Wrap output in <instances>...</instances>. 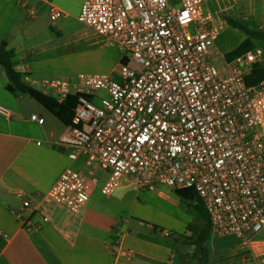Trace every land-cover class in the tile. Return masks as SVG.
I'll return each mask as SVG.
<instances>
[{
  "label": "built area",
  "instance_id": "built-area-1",
  "mask_svg": "<svg viewBox=\"0 0 264 264\" xmlns=\"http://www.w3.org/2000/svg\"><path fill=\"white\" fill-rule=\"evenodd\" d=\"M205 1L84 0L78 22L103 47L115 45L125 62L107 74L24 77L58 103L77 96L64 143L70 161L79 162L60 174L45 206L33 209L21 198L20 208L30 212L22 221L27 234L40 228L32 216L56 226L80 216L100 182L106 197L125 184L145 191L167 186L174 194L193 191L213 237L235 236L255 264L264 262V238H255L264 228V78L256 73L264 58L253 48L212 62L225 24L204 9ZM52 2L21 6L34 21L48 4L56 21L61 11ZM9 115L0 105V116Z\"/></svg>",
  "mask_w": 264,
  "mask_h": 264
},
{
  "label": "crops",
  "instance_id": "crops-1",
  "mask_svg": "<svg viewBox=\"0 0 264 264\" xmlns=\"http://www.w3.org/2000/svg\"><path fill=\"white\" fill-rule=\"evenodd\" d=\"M34 1L0 0V45L5 42L12 47L15 39L11 36L19 31L18 26L29 23L21 4ZM83 2L53 0L52 4L61 11L56 25L49 29L38 25L23 28L22 37L44 46L29 54L17 49L21 58L14 67L22 77L59 74L48 68L73 56V43L83 40L86 46L92 45L93 34L78 22ZM41 9H46L48 16L49 5L43 4ZM204 9L225 24L211 53V60L217 65L226 59V52L246 39V34L242 36L238 30L240 26L249 29L248 24H254V30L260 31L262 27L264 31V0H206ZM49 36L56 38L50 45ZM251 43L262 51L264 58V40L253 38ZM27 59L31 61L26 62ZM122 59L119 56L116 65ZM0 105L10 113L9 117L0 116V264L196 263L188 226L201 230L206 219L197 214L191 198L175 194L180 201H174L163 188L167 186L145 191L125 184L103 197L99 191L94 192L100 182L93 188L80 216L70 217L58 226L32 216L31 221L40 228L27 234L22 221L30 212L20 208L21 198H28L33 209L45 206L44 195L60 174L68 166L78 168L79 162L68 158L71 147L64 143L71 133L68 126L26 92H18L1 65ZM32 114L41 117L43 123L31 120ZM90 199L92 202L87 205ZM66 237L71 244L66 243ZM204 247L209 264H255L247 247L235 236L214 238L209 229Z\"/></svg>",
  "mask_w": 264,
  "mask_h": 264
},
{
  "label": "rangeland",
  "instance_id": "rangeland-1",
  "mask_svg": "<svg viewBox=\"0 0 264 264\" xmlns=\"http://www.w3.org/2000/svg\"><path fill=\"white\" fill-rule=\"evenodd\" d=\"M80 14V13H79ZM79 17V16H78ZM62 18V17H61ZM29 23L21 24L18 26L19 31L13 34L11 37H13L14 43L11 44V48L7 45V47L12 50L14 54V58L12 62L17 64V61L21 58V54L19 57V54L17 55V49H20L22 52L23 50L31 52L33 49L38 48L40 50L44 43L38 44L35 41L28 40L27 36L22 37L21 32H23V28H33L36 25L41 27L42 29H49L56 25L55 21H52L48 16L46 15V9H41L40 17L38 20L28 21ZM80 25V24H79ZM249 29L248 30H254L256 26L254 24H248ZM242 33V36L247 34V31H244L242 29H238ZM191 33H193L192 29H189ZM256 31V30H254ZM264 32V31H263ZM91 43L92 45L87 44L85 45V41H77L74 44L75 48L74 50H71V53H75L73 56L66 57V61H61L59 64H56L54 67L48 68L52 72L59 73V74H43L40 76H54V75H60V74H67L66 77H73L79 73H85V74H107L110 73L117 65V59L119 56H122V53L117 49L115 45H110L107 47H102L101 45V39L97 37L96 35H91ZM56 38L53 36L48 37V45L51 44L53 40ZM21 46V48H20ZM70 52V51H69ZM54 52L50 53L53 54ZM31 60L27 59L26 62H30ZM116 65V66H115ZM35 75V74H31ZM64 76V75H60ZM96 95L98 97H105L103 92H97ZM167 194L176 202L180 201V198L177 197L174 193H171L170 189L167 187H163ZM95 191H99V189H95ZM100 193V192H99ZM102 196V195H101ZM104 197V196H103ZM92 202V199H90L89 203L87 205H90ZM181 207L178 205L176 207L177 210H179ZM201 219L198 217V220ZM200 224V223H199ZM212 237L213 234L211 233ZM256 239H263L264 238V230H262L259 234L255 236Z\"/></svg>",
  "mask_w": 264,
  "mask_h": 264
},
{
  "label": "trees",
  "instance_id": "trees-1",
  "mask_svg": "<svg viewBox=\"0 0 264 264\" xmlns=\"http://www.w3.org/2000/svg\"><path fill=\"white\" fill-rule=\"evenodd\" d=\"M240 29L247 31L246 39L238 45L235 49L230 52H226L224 54V58L226 60H230L233 57L252 50L253 46L251 43V39H262L264 40V32L263 31H254L248 30L245 27H239ZM14 58V54L12 50L7 47V44L4 42L0 45V65L4 68L7 78L10 82L14 84L18 92H26L30 97H32L35 101L49 110L53 115H55L62 123L69 126L72 123V118L74 114V109L77 103V96L72 95L68 96L62 103H58L54 98L45 96L38 90L30 87L25 81L24 77L20 73L15 70L14 63L12 62ZM120 62H125L124 58ZM259 78H264V67H262L259 71L256 72ZM178 196L191 198L195 201L196 212L201 218L206 219V225L201 229H197L193 226H188L192 233V244L195 246L192 257L196 259L195 264H209L208 260V252L204 247V243L209 234V223L207 220V216L205 214L204 208L198 198L195 196L193 191L188 189L180 190L176 193Z\"/></svg>",
  "mask_w": 264,
  "mask_h": 264
}]
</instances>
